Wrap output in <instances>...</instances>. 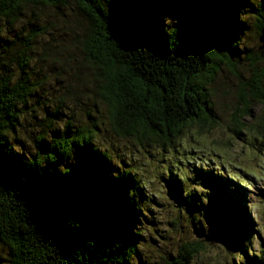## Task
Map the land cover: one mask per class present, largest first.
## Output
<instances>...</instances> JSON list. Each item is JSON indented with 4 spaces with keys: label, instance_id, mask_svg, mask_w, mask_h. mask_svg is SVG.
<instances>
[{
    "label": "trees",
    "instance_id": "obj_1",
    "mask_svg": "<svg viewBox=\"0 0 264 264\" xmlns=\"http://www.w3.org/2000/svg\"><path fill=\"white\" fill-rule=\"evenodd\" d=\"M246 15L255 17L258 38L264 0H0V264H143L139 247L150 228L140 225H153L145 218L147 183L95 141L103 130L146 152L173 147L186 128L211 133L222 71L239 84L243 105L230 132L251 131L240 117L256 103L261 123L252 131L264 139V52L242 46ZM48 34L51 45L67 36L87 70L61 96L45 91L47 79L30 66L43 61L34 54ZM82 98L90 101L79 118ZM195 164L194 183L206 182L208 196L188 185L186 173H172L173 161L160 172L184 207L176 209L179 221L203 238L202 199L209 198L231 229L235 264H264L261 229L246 207L252 183ZM202 244L185 242L149 264H191Z\"/></svg>",
    "mask_w": 264,
    "mask_h": 264
},
{
    "label": "rangeland",
    "instance_id": "obj_2",
    "mask_svg": "<svg viewBox=\"0 0 264 264\" xmlns=\"http://www.w3.org/2000/svg\"><path fill=\"white\" fill-rule=\"evenodd\" d=\"M48 19L53 20V18L45 20L48 21ZM245 24V35L241 38L242 46L259 49L261 43L259 42V37L256 38L257 30L255 25L257 22L255 17L246 15ZM54 28L57 30V26ZM55 29L54 33L57 32ZM53 35L50 36L48 34L41 37L40 46L36 48L34 55L36 56L37 52L40 53L43 61H36L35 63L32 61L30 66H32L34 71L36 70V73L40 70V75L37 74V78L47 79V87L44 86L45 91L47 89L48 93H50L55 90L61 96L63 95L62 90L64 87L78 86L79 83L71 84L69 81L74 79L78 82L79 79L86 78L85 73H87V70L83 69V66L81 67L83 64L81 63L79 52L72 46L67 45L68 37L61 35L51 45L50 37L53 39ZM260 51L264 52V49ZM45 52L49 56L47 55L46 57ZM262 68H264V64H262ZM240 71L246 79L250 77L246 67H242ZM75 76L78 78L76 79ZM218 79L219 82L215 85L217 91L213 93L211 98L217 124L211 133L197 134L198 130L196 128H186L182 131L179 139L174 142L173 147L169 146L164 149L160 147L151 148L146 152L132 148V144L128 140L114 138L110 134L105 136L103 130L102 136L95 141V144L102 145L111 154H115L113 160L116 165L119 167L123 165L125 169H138L137 177L141 176L147 183L146 188H144L147 197L144 207L150 209V213L145 214V218L150 220L153 225L150 226L144 223L140 225V228H150L147 230L150 232L142 233L143 243L139 247L143 264L159 263V260L166 258L169 253L170 255H175L178 247L185 242L198 240L203 243V247L191 260V264L236 263L237 249L233 247V252L228 251L231 243H233L229 238L230 236L223 243L214 242L211 238L210 227L216 221L218 213L214 212L213 205L208 203L209 198L202 199L203 206H207V209L203 212L204 215L200 218L203 233L205 234V236L202 234L200 236L202 235L203 238L198 237L190 221L185 218L179 221L178 216L180 215L176 212V209L181 211L184 210V207L179 205V200L176 201L175 199V193L167 185L166 180L168 177L163 175L164 179H161L162 177L160 176V172H163L170 160L175 165L171 169L172 173L176 171V168L181 174L186 173L190 177V181H192L188 185L197 188L200 191L199 193H204V195L208 193L209 185L201 178H197L196 183H194L196 179L194 177L195 172L189 166L193 163L214 173L220 171L223 178L232 179L238 176L242 177L245 182L252 183V188L246 186L245 189L250 193L247 195L246 207L252 222L258 226V229L260 227L261 238L264 240V139L255 131H252L260 128L259 124L261 122L259 123L258 120H260L259 117L262 115V110L259 105L252 103L250 114L243 116V118L240 117L242 123L251 126V131L249 129L247 131L244 130L243 134L239 136L233 134V130L230 132V129H233L234 119L241 115L240 111L243 109V105L238 98L239 84L234 77L229 76L224 71L220 72ZM55 80H58V82H55ZM56 83H58L57 87ZM78 90L87 92L88 88L83 87ZM81 101L84 102L82 109L78 108L75 111L79 118L83 117L84 113L82 110L86 108L85 104H88L90 100L82 98ZM70 106L74 109L72 104ZM236 109L241 110L238 112ZM68 113L71 114V111H68ZM80 121L83 120H79L75 125ZM88 127L90 128L89 125ZM109 132L112 133L111 131ZM235 182L237 183V180ZM227 192L231 193L232 191L229 190ZM230 195L235 201L238 199L237 194ZM261 238L255 236L252 245L254 251L258 249Z\"/></svg>",
    "mask_w": 264,
    "mask_h": 264
},
{
    "label": "water",
    "instance_id": "obj_3",
    "mask_svg": "<svg viewBox=\"0 0 264 264\" xmlns=\"http://www.w3.org/2000/svg\"><path fill=\"white\" fill-rule=\"evenodd\" d=\"M259 42L261 43V49L264 48V27L260 30ZM211 238L214 242L223 243L227 237L231 235L230 227L228 222L217 216V220L210 228Z\"/></svg>",
    "mask_w": 264,
    "mask_h": 264
},
{
    "label": "bare ground",
    "instance_id": "obj_4",
    "mask_svg": "<svg viewBox=\"0 0 264 264\" xmlns=\"http://www.w3.org/2000/svg\"><path fill=\"white\" fill-rule=\"evenodd\" d=\"M109 109V108H108ZM114 142V141H113ZM233 194V193H232ZM156 196V195H155ZM236 197V196H235ZM158 198V197H157ZM239 204V203H238ZM230 231H231V229H230Z\"/></svg>",
    "mask_w": 264,
    "mask_h": 264
}]
</instances>
